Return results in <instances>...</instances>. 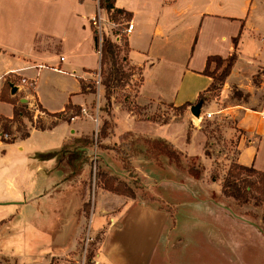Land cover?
Instances as JSON below:
<instances>
[{
	"label": "crops",
	"instance_id": "0c3cea01",
	"mask_svg": "<svg viewBox=\"0 0 264 264\" xmlns=\"http://www.w3.org/2000/svg\"><path fill=\"white\" fill-rule=\"evenodd\" d=\"M115 6L132 15L128 55L143 79L139 107L196 103L210 93L213 79L202 73L208 57L236 52L220 99L207 100L201 114L232 120L236 162L264 172V0H115ZM96 7L95 0H0V117L13 118L12 102L37 103L50 123L11 142L0 139V264L22 258L66 264L77 257L87 215L91 236L101 235L93 264H165L168 216L102 187L87 214L86 173L76 158L63 156L96 127L87 108L92 95L82 91V81L97 80L101 68H89L85 59L95 49L85 22L91 24ZM68 104L86 113L64 112ZM191 107L165 124L119 108L108 138L123 140L130 132L163 140L209 165V137L200 125L208 118L195 117Z\"/></svg>",
	"mask_w": 264,
	"mask_h": 264
},
{
	"label": "rangeland",
	"instance_id": "374dc122",
	"mask_svg": "<svg viewBox=\"0 0 264 264\" xmlns=\"http://www.w3.org/2000/svg\"><path fill=\"white\" fill-rule=\"evenodd\" d=\"M102 17L103 33H108L123 47L124 36L121 35V27L106 22L105 12L102 13ZM85 25L92 32L90 21H86ZM92 34L95 49L93 54H89L85 59L89 68L97 69L100 66V57L96 48L99 47L101 39L99 35L96 39L94 31ZM124 54L122 49L118 59L125 69H128V65L122 60ZM216 67L217 63L213 61L211 70L215 71ZM109 70L110 65L107 67V71ZM99 74L100 70L96 71L94 76L101 82L104 81L105 76L100 74L99 77ZM140 78V71L136 69L135 75L127 85L114 89L110 103L106 97L104 85H99L94 79L84 82L85 93L92 95L87 103L88 112L94 116L95 121L99 118L93 133L95 134L94 145L87 150L79 148L82 155L76 167L79 169L78 166H80L85 171V182L90 186L87 203L92 206L96 202L99 187L103 186L100 179L98 177L96 179L97 167L101 166V171L118 177L119 181H123L136 190L135 200L138 206H148L168 216L169 223L164 230V238L167 239V244L164 245L165 264H264V231L260 230L264 229V195L252 187L248 193L249 203H241L223 192L228 171L232 163H236V139L233 135L235 131L230 129L234 127L232 120H228L222 114L204 119L200 123L209 137L208 151L212 154L209 165H205L202 160L194 157H183L186 168H177L165 157L151 155L147 151L150 145L142 136L133 135L126 140L109 139L113 138L111 130L115 121L114 111L119 108L135 111L138 118H155L159 122L168 118L172 119L176 114L175 110L161 102L152 106L139 107L135 103V96L140 85ZM43 80L44 78L41 77L40 81ZM29 89L32 91V85H29ZM218 94L219 90L207 95L209 100H219ZM237 101L243 100L237 99ZM224 103H227L226 100L220 104ZM27 113L28 117L18 122L0 119L2 141L11 142L24 137L32 126L42 127L50 124L47 123L48 118L39 109L37 103L29 105ZM105 122H108L111 127L108 129V136L100 138L101 143L112 148L124 149L131 156L133 153L137 154V158L132 162L137 170H123L120 156L112 148L97 152L99 145L97 135ZM201 165L204 166V171L199 179H195L187 172V167L198 168ZM259 178L258 174L244 171L233 181L243 186L246 181H258ZM118 205H115L114 209L122 207ZM92 225L91 215H87L77 257L68 260L66 264H93L92 259L97 251L101 235L97 234L95 238L91 236ZM18 260L19 264H32L25 258ZM53 261L57 264L55 258ZM5 262L12 264L10 260Z\"/></svg>",
	"mask_w": 264,
	"mask_h": 264
},
{
	"label": "trees",
	"instance_id": "16d2710c",
	"mask_svg": "<svg viewBox=\"0 0 264 264\" xmlns=\"http://www.w3.org/2000/svg\"><path fill=\"white\" fill-rule=\"evenodd\" d=\"M99 6L102 10H104L106 13L109 14L110 20L116 24H122L124 20H129L132 18L131 13L125 11L124 9L117 8L115 6V0H99ZM92 29L94 30L93 26ZM94 34L97 39L98 34L96 32H94ZM235 45H237V38L235 39ZM122 49L125 52L122 60L126 65H128V69H125L124 65L120 63L118 59L119 53H121ZM129 50H130V46H129L128 37H124V45L122 47L121 44L113 41V39L108 34L106 33L103 34V39L101 44L100 74L102 76H105L104 81H102L101 83L106 88V97L109 103L111 100V94L114 91V89L127 85V83L131 81L132 77L135 75V70L137 68L135 66H132L129 62V55H128ZM236 58H237L236 52L233 53L227 59H224L223 57L218 55L208 57L206 67L202 73L210 76L213 79V81L206 90L207 92L217 91L222 88L224 82L226 81V78L229 76L232 70ZM213 61L217 63V67L215 71L211 70V64ZM109 65H110V70L107 71V67ZM217 70L220 71L217 72ZM142 81L143 79L140 78V83ZM5 86L10 87L11 86L10 81L7 80ZM82 91L83 93L86 92L84 81H82ZM207 100H209V96L206 95L204 92L199 95L196 103L202 102L204 104ZM12 103L14 104L13 118L9 119L6 117H0V119H4L10 122H18L20 121V119H23L24 117H28L27 104L20 103V105L18 106L15 102ZM196 103L187 102L178 107L172 104L168 106L176 111L175 114L176 116H180L184 114V112L188 109L189 106H193ZM70 109H74L75 111L74 114L76 116H79L82 113V108L80 106H73L72 104H68L64 112L65 111L67 112ZM54 115L59 116L60 114L56 113ZM149 120L157 121V119L155 118H149ZM169 120L170 119L168 118L163 120L162 122L165 124L168 123ZM110 127H111L110 124L108 122H105L104 127L97 135V140H98L97 143H99L98 151H97L98 153L100 151H103V149L109 150L110 148H112L109 147V145H105L101 143L100 141V138L102 139L108 136V129ZM28 135L29 133L27 132L25 136ZM133 135H134L133 133L128 132L123 134L121 138L123 140H126L127 138ZM189 138H190V132L188 133V140ZM144 139L150 145L147 148V151L151 155L156 157H165L170 164L176 166L177 168H186L183 162V157H188V158L190 157L184 154L179 149H177L173 144L158 139H148V138H144ZM94 142H95V134L90 136L84 135L82 137V143L77 147H73V148L66 147L63 151L64 154L63 156L67 160V162H72L74 158L78 160L82 155L79 148H86L87 150L89 147H92L94 145ZM112 149L115 150L116 153L120 156V161L122 162L123 170H127V171H131L130 169L137 170V167L132 163L133 160L137 158V154L133 153L131 156L127 152H125L124 149H120V148H112ZM206 154L208 155L209 151H206ZM101 170H102L101 166H98L96 171V179L97 177L98 179H100V182L103 184L102 186L103 189L110 191L114 194L127 196L133 199L137 197L136 190L134 188L127 185L123 181H119L118 177L114 175H109L107 172H103ZM203 171H204L203 165H201L198 168L194 166L187 167V172L195 179H199ZM244 171L260 175L259 180L246 181V183L243 186H240V184L237 183V181H233V179L237 178ZM252 187L256 189V191L261 192L264 195V172L257 170L253 165L247 166V165L239 164L237 162L232 163L228 171V177L226 178L225 184L223 186V192L227 196L235 198L238 202L249 203L250 197L248 193L252 190L251 189ZM85 210L87 213L91 212L90 203L85 204ZM260 230L264 231V229L262 228ZM53 260H52V264H54Z\"/></svg>",
	"mask_w": 264,
	"mask_h": 264
},
{
	"label": "built area",
	"instance_id": "2783aa9c",
	"mask_svg": "<svg viewBox=\"0 0 264 264\" xmlns=\"http://www.w3.org/2000/svg\"><path fill=\"white\" fill-rule=\"evenodd\" d=\"M95 1H97V3H98V8H97L96 14L91 19V27L93 26V28H94L93 31L96 32L100 36L101 42H100V45H99V48H100L99 51H100V55H101V44H102L103 34L105 33V32L103 33L104 29H103V17H102V13L104 11H102V9L99 6V0H95ZM105 14H106V22H108L110 24H113V25H116V26H120L121 27V35H123L124 37H128V35L132 32V30L134 28V24H133L132 19L124 20V22L122 24H116V23H114V22H112L110 20V17H109L108 13L105 12ZM106 34H108V33H106ZM62 60H63V58H62ZM99 77H100V74H99ZM22 81L23 82H27L26 79H23ZM97 83L99 85L102 84L101 81L98 80V79H97ZM82 113L83 114L86 113V109L85 108H82ZM213 115L214 114L212 112H207V113H205V115L201 114V116L199 118H208V119H210V118L213 117ZM96 121H98V120H96ZM1 137L2 136H0V138Z\"/></svg>",
	"mask_w": 264,
	"mask_h": 264
},
{
	"label": "water",
	"instance_id": "95a60500",
	"mask_svg": "<svg viewBox=\"0 0 264 264\" xmlns=\"http://www.w3.org/2000/svg\"><path fill=\"white\" fill-rule=\"evenodd\" d=\"M12 86V93L16 92V86H14L13 84H11ZM203 106L202 102L196 103L195 105H193L191 107V112L195 117H200L201 116V108Z\"/></svg>",
	"mask_w": 264,
	"mask_h": 264
}]
</instances>
